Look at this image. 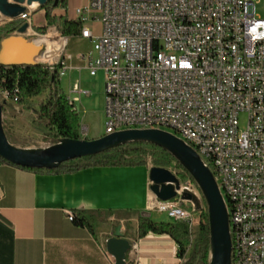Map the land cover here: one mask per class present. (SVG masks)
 <instances>
[{"label": "built area", "instance_id": "obj_1", "mask_svg": "<svg viewBox=\"0 0 264 264\" xmlns=\"http://www.w3.org/2000/svg\"><path fill=\"white\" fill-rule=\"evenodd\" d=\"M264 0H89L76 10L81 39L93 51L83 56L91 77H105L106 134L172 128L188 146H198L213 166L222 194L234 207L232 251L237 262L264 264ZM31 14L24 16L30 22ZM101 34L94 36V26ZM43 62L59 66L61 80L70 70L65 54ZM48 48L45 46V51ZM3 69L0 68V73ZM68 97L76 108L84 94L81 82ZM4 109L18 98L0 91ZM247 127H240V116ZM88 128L84 127L82 139ZM168 170L182 189L201 197L174 159ZM177 199L151 206L171 223H185L192 239L207 209L195 212ZM73 222L75 215L69 213ZM183 263L182 260H180Z\"/></svg>", "mask_w": 264, "mask_h": 264}, {"label": "crops", "instance_id": "obj_2", "mask_svg": "<svg viewBox=\"0 0 264 264\" xmlns=\"http://www.w3.org/2000/svg\"><path fill=\"white\" fill-rule=\"evenodd\" d=\"M66 2L65 8L58 6L53 10L50 25L46 10L35 5L29 12L31 29L27 37H44L42 29L58 30L56 43L68 39V75L71 79L78 72L82 83V76L90 75L88 62L82 57L93 51V44L78 36L63 37L60 30L66 21H75L76 10L85 7L89 0ZM36 17L43 18L44 23L36 24ZM8 23L1 17L0 27ZM98 74L105 82L104 73ZM85 91L86 96L83 94L75 104L78 113L91 95ZM33 100L4 109L6 134L19 148L33 149L22 143L30 115L35 116L37 110L30 108ZM151 167L147 162L136 167L95 168L55 175L0 164V264H116L107 241L115 237L118 229L131 245L126 264H182L177 257L178 246L169 236H139L141 218L171 223L166 214L151 209L158 200L152 192ZM185 206L192 208L189 203ZM69 213L90 221L94 232L86 225L70 221Z\"/></svg>", "mask_w": 264, "mask_h": 264}, {"label": "water", "instance_id": "obj_3", "mask_svg": "<svg viewBox=\"0 0 264 264\" xmlns=\"http://www.w3.org/2000/svg\"><path fill=\"white\" fill-rule=\"evenodd\" d=\"M50 0H0L1 17L22 21L23 25L0 43V66H36L45 46L39 38H28L30 24L24 20L31 9L45 7ZM4 105L0 97V157L7 162L26 169H55L76 159L103 154L129 143L143 142L154 145L173 156L180 166L191 175L200 195L182 189L181 180L168 169L152 166L150 169L152 192L161 202L177 199L192 204L195 212L207 209L210 234L209 264H232V239L230 218L226 201L213 172L204 164L198 153L173 134L162 130H129L117 132L96 140H67L47 148L24 149L10 143L4 126ZM205 202V204H204ZM107 248L116 259V264H126L131 250L128 240L123 239L120 229L107 241Z\"/></svg>", "mask_w": 264, "mask_h": 264}, {"label": "trees", "instance_id": "obj_4", "mask_svg": "<svg viewBox=\"0 0 264 264\" xmlns=\"http://www.w3.org/2000/svg\"><path fill=\"white\" fill-rule=\"evenodd\" d=\"M66 0H50L49 4L42 9L46 10L49 25L53 10L61 6L66 7ZM23 22L13 21L0 27L1 41L14 34ZM82 23L78 21L64 23L60 30L63 37L79 36L82 32ZM42 29V34L44 33ZM0 73V91H8L18 98V104H25L28 100L41 97L48 92L44 103L36 110L37 123L52 135V145L58 144L61 140H82L80 136L79 113L70 103L68 96L63 90L59 76V66L53 68L46 64L36 66H12L2 67ZM51 145V146H52ZM155 160L154 166L168 169L173 156L168 152L148 143H129L111 149L103 154L76 159L66 162L55 169H26L13 165L0 157V164H8L22 170L34 171L37 173L46 172L49 174H73L95 168H128L143 166L147 164L146 158ZM183 180L192 179L189 173L183 175ZM205 204V202H204ZM76 225H86L93 233V225L85 218L76 217L73 220ZM152 233L155 235H167L178 246L177 257L183 261L182 264H209L210 260V234L207 214L198 228L196 238L185 223H154L144 217L139 221V236L144 237Z\"/></svg>", "mask_w": 264, "mask_h": 264}, {"label": "rangeland", "instance_id": "obj_5", "mask_svg": "<svg viewBox=\"0 0 264 264\" xmlns=\"http://www.w3.org/2000/svg\"><path fill=\"white\" fill-rule=\"evenodd\" d=\"M258 14L259 16L264 18V1L260 2L258 6ZM35 23L38 25L43 24L44 19L41 17H36ZM57 27L58 28L60 27L59 22H57ZM101 31H102L101 26L99 24L94 26V36H99L101 34ZM51 32H54L56 36L58 35L57 34L58 30L52 28L50 31L45 30L43 36L49 37L51 35ZM38 38L40 39V37ZM76 49L77 48H75V50ZM49 53L50 52L47 51L44 54L41 61L42 64L43 62H49L48 61L50 60ZM56 58L53 59L56 60ZM79 79H80V75L78 72H76L75 74H73L71 79L67 74V76L61 80L63 90L65 91L68 97L75 96V94L72 93V88L74 84L79 81ZM82 79L83 82L81 83V90L84 93L83 96H86L85 90H88L91 93V95L86 98V104L84 105V108H82L81 111L79 112V118L81 123L80 134L84 135V127L89 128V131L87 133L88 136H86V139L91 141V140L100 139L104 137L106 134V117H105V110L103 108L104 100H105V82H103V77L101 74H98L95 77H91L89 74L85 73L82 76ZM82 87H85V90L82 89ZM47 97H48V92L44 93L41 97L34 98V100L31 101L30 103V108H34L38 110L41 104L45 102ZM36 120H37L36 113L35 116L31 114L29 127L26 129L24 133L22 143L27 147L33 149L49 147L53 143L52 135L49 134L45 129H43L37 123ZM240 127L242 130L246 129L247 127V116L244 114L240 116ZM7 137L10 143H14L15 140H13L9 135H7ZM146 161L151 166H154L155 160L153 158L148 157L146 158ZM190 206L192 207V204H190ZM197 234L198 231L196 230L195 234H193L194 238H196Z\"/></svg>", "mask_w": 264, "mask_h": 264}, {"label": "bare ground", "instance_id": "obj_6", "mask_svg": "<svg viewBox=\"0 0 264 264\" xmlns=\"http://www.w3.org/2000/svg\"><path fill=\"white\" fill-rule=\"evenodd\" d=\"M56 39H57V37H56L55 33L51 32V35L49 37H42L38 40V43H41L44 46H47L48 51L50 52L49 53L50 60H48V61H51V60H53V58L58 57L62 51L63 46H64L63 45L64 41H62L60 43L59 42L56 43L57 42V41H55ZM46 52H47V50L43 52L42 56H40L37 61L41 62L43 55ZM154 130H161V123H154ZM165 131L172 134V128H165ZM191 148H193L198 153V155L200 156V158L204 162V154H202L201 150L198 149V146H191ZM204 164L207 166V162H204ZM207 167L213 172V166H207ZM213 174H214V177H215L216 182H217L216 173L213 172ZM222 195L225 198L226 206H227V209L229 212L230 225H234V207L231 206V196H230V194H222ZM230 233H231V236H235V229H230ZM232 262H237V251H232Z\"/></svg>", "mask_w": 264, "mask_h": 264}]
</instances>
